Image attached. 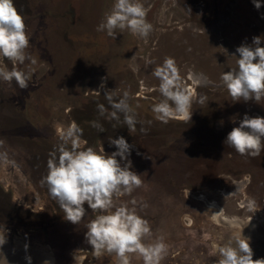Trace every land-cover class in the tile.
Segmentation results:
<instances>
[{
    "label": "rangeland",
    "instance_id": "obj_1",
    "mask_svg": "<svg viewBox=\"0 0 264 264\" xmlns=\"http://www.w3.org/2000/svg\"><path fill=\"white\" fill-rule=\"evenodd\" d=\"M13 2L36 63L20 66L33 73L27 89L0 81V152L8 156L7 163L0 160V232H7L0 257L7 264L27 255L35 264H117L114 254L97 256L86 242L87 225L98 213L88 209L79 224H72L40 183L49 153L72 121L83 129L85 148L110 154L116 148L109 137L120 136L134 145L129 159L143 186L116 203L132 207L135 199L137 213L151 228L174 209L181 228L197 239L206 220L235 232L264 229V152L257 158L241 156L223 143L245 113L264 117V99L234 102L220 81L223 72L237 66L236 48L264 36V0L259 10L252 0H140L153 31L147 39L125 31L115 40L96 30L113 0ZM165 57L175 59L183 87L193 97L191 120L176 116L164 124L152 112L162 99L153 71ZM0 61L11 69L10 61ZM106 90H115L117 98L129 92L139 121L135 132H129L122 115L120 122L99 115L98 103L111 111ZM93 120L106 131L91 127ZM179 246L178 251L185 249ZM199 247L195 241L188 246ZM130 260L143 264L137 254Z\"/></svg>",
    "mask_w": 264,
    "mask_h": 264
},
{
    "label": "clouds",
    "instance_id": "obj_2",
    "mask_svg": "<svg viewBox=\"0 0 264 264\" xmlns=\"http://www.w3.org/2000/svg\"><path fill=\"white\" fill-rule=\"evenodd\" d=\"M254 7H262L261 0H252ZM264 19V16L261 17ZM106 32L112 39L118 33L127 31L133 36L147 39L153 31V25L147 20V10L140 0H113L110 11L104 14L96 29ZM264 36H254L252 43H242L236 48L238 53L237 66L223 72L220 81L234 102L255 101L264 99V47L261 46ZM29 36L23 16L17 11L13 0H0V58L10 61L11 69L0 61V81L15 84L20 89H27L33 73L25 72L20 66L26 62L36 61L27 52ZM153 75L160 81L158 91L162 99L153 104L152 112L155 119L167 124L176 116L191 120L193 97L183 87L182 77L175 59L165 57ZM105 78H102V81ZM105 85L102 82L101 89ZM100 95L99 91H95ZM104 98L111 108L98 103L97 110L101 117L120 122L129 132L136 131V112L130 105V94L124 91L117 98L116 92L106 90ZM206 97H200L199 103L204 104ZM233 123L236 122L232 118ZM91 127L103 133L106 130L98 121L90 122ZM146 133L145 128L140 129ZM83 129L72 121L59 134V144L49 153L47 174L40 183L54 199L64 219L74 225L79 224L86 216L88 209L98 213L87 225L86 242L97 256L104 253L114 254L117 264H131L130 257L137 254L143 264H160L166 252L163 239H154L149 222L137 213V201L128 204H117L116 199L131 193L143 186L140 174L133 170L131 156L133 144L125 137L113 139L109 137L110 146L116 151L106 153L87 144L82 140ZM0 140V145H3ZM224 144L233 148L241 156L257 158L264 152V117L249 116L247 113L227 134ZM139 155V153H137ZM119 158V159H117ZM0 160L8 162L7 153L0 152ZM87 205V209L85 207ZM255 201H250V207ZM146 206V205H145ZM6 233V234H5ZM7 243L6 230L0 232V248ZM216 264H264V259H253V249L249 238L236 237L218 247ZM28 264L31 257L26 256ZM43 264H50L45 260Z\"/></svg>",
    "mask_w": 264,
    "mask_h": 264
},
{
    "label": "flooded vegetation",
    "instance_id": "obj_3",
    "mask_svg": "<svg viewBox=\"0 0 264 264\" xmlns=\"http://www.w3.org/2000/svg\"><path fill=\"white\" fill-rule=\"evenodd\" d=\"M170 211V212H169ZM174 209L168 210V214L164 216L162 221H159L152 229L154 239H163L166 248L175 252L172 256L166 252L162 262L164 264H216L218 247L226 243L228 240L236 237L249 238L250 246L253 249V259H264V229H250L242 232H235L231 229H224L223 223H217L206 220L205 227L202 228L201 239L194 238L191 232L185 233L181 228L180 219L174 218ZM211 217V215H210ZM165 219V220H164ZM211 220V218H210ZM194 224H186V227H192ZM201 245L197 250L188 248L193 242ZM184 244L185 249H181L180 244ZM169 254V255H168ZM168 255V257H167ZM168 262L165 263V261ZM161 264V261H160Z\"/></svg>",
    "mask_w": 264,
    "mask_h": 264
},
{
    "label": "water",
    "instance_id": "obj_4",
    "mask_svg": "<svg viewBox=\"0 0 264 264\" xmlns=\"http://www.w3.org/2000/svg\"><path fill=\"white\" fill-rule=\"evenodd\" d=\"M0 253H1V251H0ZM27 256H30L31 257V263H34L35 262V259L33 258V256H31V255H27ZM0 264H7L6 261L3 259V257H0ZM15 264H28V261L26 259L21 260L20 258H17Z\"/></svg>",
    "mask_w": 264,
    "mask_h": 264
},
{
    "label": "bare ground",
    "instance_id": "obj_5",
    "mask_svg": "<svg viewBox=\"0 0 264 264\" xmlns=\"http://www.w3.org/2000/svg\"><path fill=\"white\" fill-rule=\"evenodd\" d=\"M238 222H241L240 220H238V219H232L231 221H230V223H238ZM20 254H22V253H20ZM13 264V263H12ZM31 264H34V263H31Z\"/></svg>",
    "mask_w": 264,
    "mask_h": 264
}]
</instances>
